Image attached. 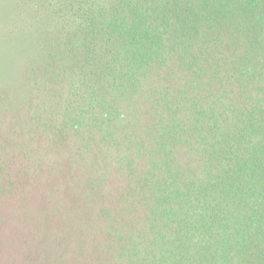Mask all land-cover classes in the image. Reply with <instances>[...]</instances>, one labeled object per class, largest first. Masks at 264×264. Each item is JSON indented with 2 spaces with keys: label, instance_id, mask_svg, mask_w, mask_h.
Wrapping results in <instances>:
<instances>
[{
  "label": "trees",
  "instance_id": "trees-1",
  "mask_svg": "<svg viewBox=\"0 0 264 264\" xmlns=\"http://www.w3.org/2000/svg\"><path fill=\"white\" fill-rule=\"evenodd\" d=\"M32 1L68 129L147 167L126 264H264V0Z\"/></svg>",
  "mask_w": 264,
  "mask_h": 264
},
{
  "label": "rangeland",
  "instance_id": "rangeland-1",
  "mask_svg": "<svg viewBox=\"0 0 264 264\" xmlns=\"http://www.w3.org/2000/svg\"><path fill=\"white\" fill-rule=\"evenodd\" d=\"M38 10L0 0V264H126L147 167L68 129L78 91L58 80L55 17Z\"/></svg>",
  "mask_w": 264,
  "mask_h": 264
}]
</instances>
